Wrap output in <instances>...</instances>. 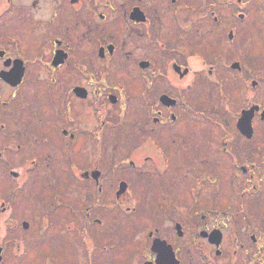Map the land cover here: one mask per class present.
Here are the masks:
<instances>
[{
	"label": "flooded vegetation",
	"instance_id": "obj_1",
	"mask_svg": "<svg viewBox=\"0 0 264 264\" xmlns=\"http://www.w3.org/2000/svg\"><path fill=\"white\" fill-rule=\"evenodd\" d=\"M226 2L227 0H0V25L31 20L34 24L45 27L49 40L48 51L37 56L46 68L42 79L46 78L48 84L40 90V93L43 91L44 103L39 101L38 87L34 85L39 82H35L32 77V82H29L30 58L23 55L20 37L12 38L11 51L0 47V177L4 165L8 168L9 177L15 181L10 199L6 195L2 196L0 188V230H4L1 226L3 218L15 216L17 198L31 191L35 175H44L48 166L43 162L40 150L34 152L33 149L39 140L42 142V137L30 132L35 128L36 122L45 124L43 117H33L29 122L23 120L32 105L35 108L40 104L44 109L54 107V110L60 112L56 115L53 110L52 117H59V134L62 139L68 140L72 153L80 145L81 138H87L94 145V154H97L98 148H101L99 143L105 140L106 131L129 124V105L133 104L134 96L126 85L125 76L129 77L130 70H135L141 81L139 100H142L143 108L138 128L143 137L142 142L146 148L152 147L159 154L165 152L161 132L172 126L171 123L176 124L180 120V111H186V114L193 111L189 93L196 86L197 80L202 77L208 84H221L217 71L221 67L224 72V53L206 54L200 40L219 34L220 30H223L226 39L228 29L227 38L231 42L236 34L232 30L235 26L228 25L233 20L231 15L242 26L251 18L252 31L264 40V0H228V5ZM230 5L235 6L232 13L229 11L228 21H225L227 9L232 8ZM29 9L32 10L31 15L26 12ZM245 10H249L250 14ZM235 56L238 57L233 61L238 64L235 69L236 78L246 85L247 71L253 69L249 46L241 44ZM209 59L212 63H208ZM15 60L20 61L21 69H12ZM9 71H12V76ZM63 79L68 82H63ZM250 82L248 92L253 95V89L258 86L257 80L252 79ZM27 85L34 98L32 96L26 99L22 96ZM1 90L8 97L2 98ZM60 93H64V96H60ZM63 97L68 103L77 102V108L67 106V102L64 108L57 107V99L62 101ZM82 101L89 102L95 126L86 124L80 118ZM246 103L240 109L236 121L243 109L252 105L259 106L251 120L252 135L247 138L237 130L241 139L250 142L254 137L253 126L257 116L260 122L264 121L260 118V111L264 108L252 98ZM107 126L111 128L107 130ZM11 151L21 163H14L15 158L9 155ZM164 159L168 162L165 155ZM148 160H151L150 156H143L138 163L132 159L125 163L131 168H137ZM242 160L245 164L239 165L243 182L237 196L239 202L244 197L250 199L259 196L263 189L260 181L264 179V163L253 160L250 154L247 159L246 156L242 157ZM78 163L76 158H68L66 168L69 175L73 174V177L70 175L71 178L78 181L82 178L86 181L92 179L99 193L105 179L103 168L94 161L89 167L80 168L77 173L74 171L78 170ZM164 175L165 172L160 173L161 177ZM207 176L204 171L197 173L193 181L208 183L214 180ZM121 182L126 184L124 194L128 184L120 179L118 186ZM249 185L255 194L248 193ZM196 190L193 189L189 195L190 202L184 213L175 214L168 237L160 235L158 227L149 229L146 233L150 241L142 243L139 257H124L123 264H264V209L247 211L242 208L235 212L211 210L208 207L197 209L202 202V194ZM122 194L116 195V199ZM60 196L62 195L56 193L51 195L52 201L48 202L46 212L48 217L50 213L66 206L71 208ZM215 198L216 196H212L211 200ZM240 205L242 206V202ZM87 208L93 209L86 207L80 210L84 219L80 232L82 236L86 235L88 224L93 221V210L88 211ZM229 210L231 211V207ZM125 212L130 211L127 208ZM171 213L173 215V209ZM229 218L231 221H228ZM94 220L95 223L99 222L96 217ZM44 221L41 219L40 222ZM14 223L13 226L21 231L32 228L31 222L27 220H15ZM51 228L44 224L36 226L35 240H41L42 235L45 237ZM39 242L41 241L35 243ZM28 243L31 241L25 242L27 245L24 248H28ZM17 246L14 253L17 258L14 259L17 264H21L18 259L22 256V245L17 243ZM116 248L117 243H113L109 250L113 252ZM163 250L168 251V257H161ZM4 251L0 231V262ZM86 256L89 257L88 254ZM87 264H114V260H93Z\"/></svg>",
	"mask_w": 264,
	"mask_h": 264
},
{
	"label": "rangeland",
	"instance_id": "obj_2",
	"mask_svg": "<svg viewBox=\"0 0 264 264\" xmlns=\"http://www.w3.org/2000/svg\"><path fill=\"white\" fill-rule=\"evenodd\" d=\"M226 3L228 5V0ZM230 6L232 8L227 9L225 21L230 18L229 11L232 13L235 5ZM30 11L32 10L26 12L30 14ZM246 12L250 14L249 10ZM231 16L233 20L228 25L233 24L235 28L232 30L236 31L231 42L227 38L228 29L226 39L223 30H220L219 34L200 40L206 54L224 53V72L221 67L217 71L221 84L217 85L214 82L208 84L202 77L197 80L196 86L189 93L193 111L187 114L186 111H180V120L175 122L176 124L171 123L172 126L161 132L165 148L162 155L152 147L146 148L142 142L143 137L138 128L143 108L142 100H139L141 81L137 78L135 70H130L129 77L125 76L126 85L134 96L133 104L129 105L127 120L129 124L114 128L107 126V130L111 129L106 131L104 142L99 143L101 148H98L97 154H94V145L87 138H81L80 145L72 153L68 140L62 139L59 134V117H52L54 107L44 109L43 105L39 104L35 108L32 105V109L25 113L23 120L29 122L33 117H43L45 124L36 122L35 128L30 132L42 137V142L39 140L33 149L34 152L40 150L39 154L43 156L42 160L48 166L44 175L39 173L35 175L31 191L17 198L15 216L2 219L1 226L4 230L0 231L5 251L0 264L18 263L14 259L17 258L14 256L18 249L17 243L22 245V256L18 259L21 264H87L93 260L104 262L108 258H112L114 264H123L124 257L130 259L139 257L142 243L150 241L146 233L149 229L158 227L161 230L160 235L168 237L175 214L184 213L190 202L189 195L196 188L197 193L202 194V202L197 209L208 207L211 210L226 212H235L242 208L247 211L264 209V179L260 181L263 189L259 196L250 199L244 197L241 201L242 206L237 197L243 183L239 169L240 164H245L242 157L246 156L247 159L250 154L253 160L264 163V121L260 122L257 116L253 126L254 137L250 142L241 139L235 126L238 113L246 106L249 98L264 108V40L252 31L251 18L242 26L237 23L235 16ZM14 36H19L22 40L21 50L25 53L23 55L30 58L29 82H32L30 77L39 82L34 85L38 87L39 101L44 103L43 91L40 93V90L48 84L46 78L42 79L46 68L37 56L49 49L47 31L44 26L36 25L31 20L0 25L1 48L11 51ZM241 44L249 46L253 68L247 71L246 85L239 82L235 70L230 68V64L238 58L234 55ZM208 63H212L211 59ZM252 79H256L258 85L253 89V95L248 92ZM62 81L68 82L64 79ZM28 85L22 96L26 99L32 96L34 98ZM60 96H64V93H60ZM1 97L6 98L8 94L1 90ZM65 102L67 101L63 97L62 101L57 99L56 105L64 108ZM76 103L67 102V106L77 108ZM82 103L80 118L86 124L95 126L89 102ZM54 113L60 114L58 110H54ZM163 154L168 157V162L165 161ZM9 155L15 158V164L21 163L13 151L9 152ZM143 156H150L151 160L142 164V167L131 168L125 163L128 159L138 163ZM73 157L79 162V168L76 171L72 170L74 172L78 173L80 168L89 167L94 161L103 168L105 179L103 178L99 193L92 179L86 181L82 178L78 181L71 178L73 174L69 175L66 166L68 158ZM7 169L2 165L0 188L2 196L6 195L10 199L15 181L9 177ZM203 171L204 175L214 180L208 183L194 182V176ZM164 172L165 175L161 177L160 173ZM120 179L127 182L128 189L116 199ZM53 193L61 194L60 197H63L71 208L66 206L50 213L48 217L46 215L48 202L52 201ZM248 193L255 194L250 185ZM212 196H216L215 200H211ZM86 207L93 208V211L90 209L93 221L88 224L86 235L82 236L80 232L84 219L80 210ZM127 208L130 212H125ZM74 209L78 211L74 212ZM87 210L90 211L89 208ZM95 217L98 223H95ZM41 219L45 220L44 223L40 222ZM15 220H27L31 222L32 228L21 231L13 226ZM42 224L50 225L52 228L45 237L42 235L41 240H35L36 226ZM29 241L31 243H28V248H24L27 245L25 242ZM37 241L41 242L35 243ZM113 243H117V248L110 252Z\"/></svg>",
	"mask_w": 264,
	"mask_h": 264
},
{
	"label": "water",
	"instance_id": "obj_3",
	"mask_svg": "<svg viewBox=\"0 0 264 264\" xmlns=\"http://www.w3.org/2000/svg\"><path fill=\"white\" fill-rule=\"evenodd\" d=\"M238 67V64L235 62H232L230 65L231 69H236ZM12 69H21L20 68V61L15 60L14 61V67ZM12 76V71L8 72ZM16 72L13 73V78L15 77ZM11 81V79H9ZM259 110L258 105H252L247 109H243L240 113V116L238 117L236 121V128L237 130L245 137H250L252 135V126H251V120L253 118L254 112ZM260 118L264 119V109L260 111ZM96 176V175H95ZM126 189V184L124 182H121L118 186V191L116 192V195L122 194ZM157 239L154 240L156 242ZM169 253L166 250H163L161 257H168Z\"/></svg>",
	"mask_w": 264,
	"mask_h": 264
}]
</instances>
